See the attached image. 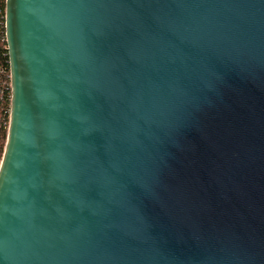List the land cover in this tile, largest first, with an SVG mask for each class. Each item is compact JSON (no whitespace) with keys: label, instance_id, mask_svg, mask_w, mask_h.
Wrapping results in <instances>:
<instances>
[{"label":"water","instance_id":"water-1","mask_svg":"<svg viewBox=\"0 0 264 264\" xmlns=\"http://www.w3.org/2000/svg\"><path fill=\"white\" fill-rule=\"evenodd\" d=\"M0 264H264V0H6Z\"/></svg>","mask_w":264,"mask_h":264},{"label":"trees","instance_id":"trees-1","mask_svg":"<svg viewBox=\"0 0 264 264\" xmlns=\"http://www.w3.org/2000/svg\"><path fill=\"white\" fill-rule=\"evenodd\" d=\"M5 1L0 0V162L3 156L10 110V69L5 38Z\"/></svg>","mask_w":264,"mask_h":264},{"label":"built area","instance_id":"built-area-1","mask_svg":"<svg viewBox=\"0 0 264 264\" xmlns=\"http://www.w3.org/2000/svg\"><path fill=\"white\" fill-rule=\"evenodd\" d=\"M9 78H10V75H9ZM10 90H11V86H10ZM10 98H11V93H10ZM10 111V110H9Z\"/></svg>","mask_w":264,"mask_h":264}]
</instances>
